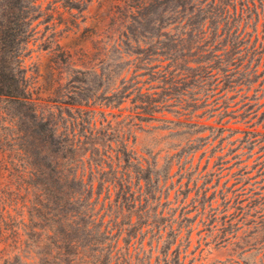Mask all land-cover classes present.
I'll return each instance as SVG.
<instances>
[{
	"label": "trees",
	"instance_id": "obj_1",
	"mask_svg": "<svg viewBox=\"0 0 264 264\" xmlns=\"http://www.w3.org/2000/svg\"><path fill=\"white\" fill-rule=\"evenodd\" d=\"M229 7L236 13V0H108L96 53L75 58L58 38L84 20L83 0H0V150L13 152L21 179L14 202L0 195V243L2 233L14 243L8 254L0 251V264H151L161 228L143 230L152 222L142 195L154 184L156 161L144 167L133 149V126L161 120L158 113L186 102L188 89H200L212 70L223 71L240 42ZM36 41L71 88L57 106L42 104L26 73ZM111 42L114 50L137 44L123 77V69L115 76L113 68L98 71ZM227 44L231 50L217 54ZM148 233L157 235L149 250ZM180 233L171 227L161 249L166 264H183L179 246L169 254Z\"/></svg>",
	"mask_w": 264,
	"mask_h": 264
},
{
	"label": "rangeland",
	"instance_id": "obj_2",
	"mask_svg": "<svg viewBox=\"0 0 264 264\" xmlns=\"http://www.w3.org/2000/svg\"><path fill=\"white\" fill-rule=\"evenodd\" d=\"M83 1L84 20H78L77 27L58 38L60 46L75 58L82 52L89 56L96 53L93 44L101 38L96 34L101 31L108 5V0ZM229 12L230 21L235 18L232 32L240 42L235 44L234 53H228L230 61L223 71L212 70L208 83L200 89H188L192 96L186 94V102L172 107L170 112L158 113L161 120H136L138 125L133 126V149L145 158L144 167L147 161H156L150 170L154 184H148L149 193L142 195L148 199L152 222L143 230L153 227L155 233L157 227L161 228L162 237L153 250L151 264L157 263V257L159 264H166L161 249L171 239V227H180L181 233L171 244L169 254L173 257L179 246L183 264H264V0H236V13L232 7ZM39 43H30L31 52L24 66L42 104L57 106L71 88L64 78L59 79L49 52L39 48ZM111 44L106 56L100 57L104 58L102 65L97 66L98 71L104 68L105 72L113 68L115 76L135 57L130 51L135 52L137 44L122 43L119 50L110 48ZM223 48L217 54L231 50L229 44ZM100 60L95 59L93 64ZM123 70L122 77L126 74ZM104 84L107 85L106 78ZM4 116L0 110V123ZM178 122H194L197 127H181ZM7 141L8 138L4 142ZM19 176L18 161L4 147L0 150V195L9 194V200L14 202L11 193L21 180ZM140 184L145 187L143 179ZM23 216L27 221L25 209ZM160 217L164 220L158 222ZM152 234L143 240L147 250L151 243L157 246V235ZM6 235L2 233L5 243H0L4 255L14 245Z\"/></svg>",
	"mask_w": 264,
	"mask_h": 264
}]
</instances>
